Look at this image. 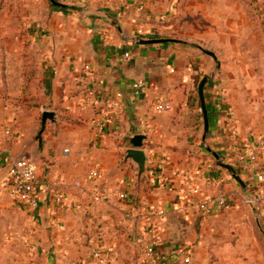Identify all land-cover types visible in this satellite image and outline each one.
<instances>
[{
  "label": "crops",
  "instance_id": "crops-1",
  "mask_svg": "<svg viewBox=\"0 0 264 264\" xmlns=\"http://www.w3.org/2000/svg\"><path fill=\"white\" fill-rule=\"evenodd\" d=\"M55 1L61 6L12 0L43 88L31 108L0 103V222L12 217L18 228L26 216L28 235L53 263L62 257L63 264H98L100 248L110 264H121L123 237L133 246L154 233L160 241L151 264L194 261L206 246L208 221L264 196L256 176L264 175V158L251 165L245 152L264 136V0ZM156 39L168 41L138 43ZM205 77L207 143L244 187L202 144L198 88ZM138 81L147 87L142 95L134 93ZM156 100L171 109L157 113ZM45 111L54 116L43 124ZM135 135L146 137L150 163L140 183L136 166L123 161ZM22 157L46 188L36 211L11 199L5 186L9 162ZM58 193L66 195L64 205L55 202ZM221 198L225 206L199 209ZM250 208L264 222V201Z\"/></svg>",
  "mask_w": 264,
  "mask_h": 264
},
{
  "label": "rangeland",
  "instance_id": "rangeland-1",
  "mask_svg": "<svg viewBox=\"0 0 264 264\" xmlns=\"http://www.w3.org/2000/svg\"><path fill=\"white\" fill-rule=\"evenodd\" d=\"M12 4V0L7 3L0 0V103L26 109L33 105V98L37 95L34 79L28 75L37 68V58L28 41L30 34L24 19L14 16ZM33 57L35 63L31 62ZM40 78L42 76L36 81ZM213 162L217 164L214 158ZM256 216H260L259 212L244 201L224 209L219 219L205 225L206 246L191 264H264V236L257 226ZM25 217L18 228L12 217L0 222V264H63L62 257L51 262L38 245L39 241L28 235L33 228ZM260 220L264 230L261 216ZM196 230L201 232L202 227L197 226ZM141 242L144 241L130 246V251L123 253L121 264H151ZM106 264H110L109 259Z\"/></svg>",
  "mask_w": 264,
  "mask_h": 264
},
{
  "label": "built area",
  "instance_id": "built-area-1",
  "mask_svg": "<svg viewBox=\"0 0 264 264\" xmlns=\"http://www.w3.org/2000/svg\"><path fill=\"white\" fill-rule=\"evenodd\" d=\"M126 58H129L128 54H125ZM86 72H90V67L86 65L84 67ZM146 84L144 81H138L134 88L135 95H142L146 93ZM154 109L157 113L161 114L167 112L171 109L170 105L156 100L154 102ZM230 123L232 126V131L237 132V120L234 116L230 118ZM245 152L247 161L251 165L257 164L260 159L264 158V136H261L255 146L252 144H246ZM152 171V176H158V166H154ZM99 174L93 172L91 174L92 179L98 178ZM259 182L264 181V175L259 173L256 175ZM5 186L8 191V195L14 201L20 203V205L27 209L36 211L40 204V194L46 192V188L42 186L37 177V169L35 165L28 159L22 157L18 159L11 160L9 162L8 175L5 179ZM194 194H199L198 190L193 191ZM101 197L97 196L96 200H100ZM120 199H125L124 195L120 196ZM264 201V196L262 194H256L253 197H247L244 199V203L250 207H255L262 204ZM55 202L58 205H64L67 202V197L63 193H58L55 195ZM217 203L219 206H225L224 198L217 201L205 200L200 204L199 209L202 211H207L211 203ZM162 215L163 212H160ZM160 238L156 233L152 234L147 242H141L143 246L144 254L147 258L152 259L155 254V249L158 246ZM94 257L100 264H106L108 259L105 257L100 248H96L94 251ZM181 264H191L190 257L185 256Z\"/></svg>",
  "mask_w": 264,
  "mask_h": 264
},
{
  "label": "water",
  "instance_id": "water-1",
  "mask_svg": "<svg viewBox=\"0 0 264 264\" xmlns=\"http://www.w3.org/2000/svg\"><path fill=\"white\" fill-rule=\"evenodd\" d=\"M50 2L55 6H61L55 0H50ZM101 13H103V12H101ZM105 16L110 19V17L107 14H105ZM167 41L168 40H165V39L139 40L138 43L141 45H150V44H162V43H165ZM210 55L213 56V54H210ZM208 80H209L208 77L203 78V80L199 84V88H198V94H199V98H200L201 109H202L203 119H204V131H203V135H202V144H203L204 148L206 149V151L217 161V165L219 167L227 170L230 173L231 177L237 183H239L241 186L244 187V183L239 178L238 173L234 170V168L230 164H228L224 160H222L220 158V156L215 151H213L207 143V136L209 133V118H208V112H207V107H206L205 98H204V87H205V84L208 82ZM53 116H54V114L51 112H47V111L43 112V114H42L43 124H45L48 119L52 120ZM145 139H146V137H144L142 135H135V136L128 137L127 141L129 143L130 147H128L124 151V160L123 161L133 163L136 166L138 183L145 180L146 174H147L148 169L150 167L149 158H148L145 150L143 149V141ZM256 223H257V226H258L260 232L264 236V230L262 229L260 216H256Z\"/></svg>",
  "mask_w": 264,
  "mask_h": 264
},
{
  "label": "trees",
  "instance_id": "trees-1",
  "mask_svg": "<svg viewBox=\"0 0 264 264\" xmlns=\"http://www.w3.org/2000/svg\"><path fill=\"white\" fill-rule=\"evenodd\" d=\"M51 6H53V5L51 4ZM31 62H33V63L36 62L35 57L32 58ZM36 69L37 68H35V70H33V72L31 70L32 73L30 72V74H28L30 78L34 79L35 89H36V94H37L33 98V105L32 106H34L39 101V97L42 94V88H43V78H40L39 81H36L40 77L39 71H37ZM31 107H28V108H31ZM122 246H123V249H124L123 253H127L128 251H130V245L128 244V240L125 237L122 238ZM131 247H132V244H131ZM174 264H180V262L177 261Z\"/></svg>",
  "mask_w": 264,
  "mask_h": 264
}]
</instances>
